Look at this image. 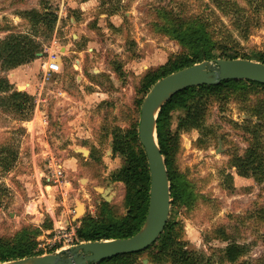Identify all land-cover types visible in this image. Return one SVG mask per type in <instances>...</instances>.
Returning <instances> with one entry per match:
<instances>
[{
  "label": "rangeland",
  "instance_id": "374dc122",
  "mask_svg": "<svg viewBox=\"0 0 264 264\" xmlns=\"http://www.w3.org/2000/svg\"><path fill=\"white\" fill-rule=\"evenodd\" d=\"M228 2L237 12L224 13ZM260 6L249 0H0V44L10 35H24L39 45L36 59L14 70H2L0 61V79L32 99L24 107L9 106V94H0V146L16 158L9 171L0 170V239L35 229L42 232L36 241L43 255H64L70 228L78 227L77 202L85 216L94 217L103 200L98 188L111 187L109 204L125 215V186L115 178L126 160L114 151V139L140 120L143 74L182 52L155 33L156 8L207 19L218 40H229L230 56L241 59L264 52ZM31 11L55 16L52 31L33 26L25 18ZM56 48L62 71L45 77L42 62ZM255 98L208 102L196 127L182 126L186 110L171 116L172 171L194 197L190 209L176 204L169 218L194 264H232L225 254L231 243L243 249L234 264H264V174L243 178L230 164L232 156L245 159L254 144L257 129L249 106ZM258 137L264 144V132ZM51 162L63 167L58 184L47 180ZM49 224L52 230L43 229ZM62 227L65 238L55 239ZM138 260L172 264L170 258L157 262L145 254Z\"/></svg>",
  "mask_w": 264,
  "mask_h": 264
},
{
  "label": "trees",
  "instance_id": "16d2710c",
  "mask_svg": "<svg viewBox=\"0 0 264 264\" xmlns=\"http://www.w3.org/2000/svg\"><path fill=\"white\" fill-rule=\"evenodd\" d=\"M252 3L260 2L264 8V0H249ZM231 5V6H230ZM224 13L236 6L230 2L224 3ZM153 29L156 34L164 36L175 42L182 52L168 59L166 64L150 68L140 79L138 93L142 99L137 100L140 108L151 88L166 76L205 61L214 62L218 59L235 60L237 58L228 53L229 40H218L212 30L211 23L199 15H177L167 8L155 9ZM33 26H42L52 31L56 17L49 13L31 11L25 16ZM39 45L27 36L10 35L0 44V61L2 70H14L36 59ZM243 60H250L264 64V52L254 55H243ZM0 94H9L6 98L9 106L24 107L32 101L31 97L17 91L9 79H0ZM255 96L249 112L255 118L254 144L246 154L245 159L237 156L231 157V166L237 171L238 176L248 178L264 174V144L258 137V132H264V85L251 81H225L217 86H201L186 89L176 94L162 108L157 120V140L164 157L170 182V210L176 204L181 208L190 209L193 191L183 184L172 171L171 153L174 148L169 145L168 128L171 116L177 110H186V119L182 126L196 127L205 117L204 105L208 102L224 103L230 97L239 101L250 102ZM243 98V99H242ZM139 119L132 120L126 135L118 134L113 142L114 151L125 157L126 163L118 172L115 181L125 186L122 204L125 215L118 212V207L106 203L104 200L97 205L96 215L81 218L76 225L77 245L127 239L135 236L143 228L149 207L150 173L145 151L138 137ZM0 146V170L9 171L16 158L15 153H9ZM170 211V212H171ZM261 218L264 215L260 214ZM43 229L52 230L51 224L44 225ZM42 232L22 229L10 239H0V264L21 260L28 257L42 256L38 250L36 237ZM221 236L225 237L224 233ZM185 243L179 241L178 229L171 218L160 237L145 251L119 255L98 264H142L138 259L142 255L152 261L165 262L168 258L172 264H194V259L189 256ZM226 259L234 264L243 254V249L235 243L228 245Z\"/></svg>",
  "mask_w": 264,
  "mask_h": 264
},
{
  "label": "water",
  "instance_id": "95a60500",
  "mask_svg": "<svg viewBox=\"0 0 264 264\" xmlns=\"http://www.w3.org/2000/svg\"><path fill=\"white\" fill-rule=\"evenodd\" d=\"M205 61L174 72L158 81L144 98L140 108L138 127L150 173L149 207L145 224L135 236L93 243H82L68 249L65 254L28 257L4 264H98L119 255L143 252L163 233L170 214V182L165 160L157 140V120L161 108L176 94L201 86H217L225 81H251L264 85V64L243 60L218 59ZM221 144V141H219ZM88 155L89 151L79 150ZM106 203L113 199L112 188L96 189ZM85 216L84 205L77 202L73 222ZM146 262V261H145Z\"/></svg>",
  "mask_w": 264,
  "mask_h": 264
},
{
  "label": "built area",
  "instance_id": "2783aa9c",
  "mask_svg": "<svg viewBox=\"0 0 264 264\" xmlns=\"http://www.w3.org/2000/svg\"><path fill=\"white\" fill-rule=\"evenodd\" d=\"M41 69L44 73L45 77H50L53 74H59L62 71V62L59 57L58 48H56V51L51 53L49 57L42 62ZM49 168L51 169V175L50 177H47L48 181H53L55 184L59 183V180L63 178V167L59 163H50ZM69 228V227H68ZM78 227H72L70 228L71 231V237L69 238L68 242H65L64 244L67 245V249H70L72 247L77 246L78 238L76 235ZM65 227H62L59 231V235L55 237L58 239H64L65 238ZM39 247V245H38Z\"/></svg>",
  "mask_w": 264,
  "mask_h": 264
},
{
  "label": "bare ground",
  "instance_id": "6f19581e",
  "mask_svg": "<svg viewBox=\"0 0 264 264\" xmlns=\"http://www.w3.org/2000/svg\"><path fill=\"white\" fill-rule=\"evenodd\" d=\"M79 63V62H78ZM20 90H22V89H20Z\"/></svg>",
  "mask_w": 264,
  "mask_h": 264
}]
</instances>
